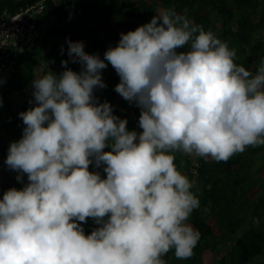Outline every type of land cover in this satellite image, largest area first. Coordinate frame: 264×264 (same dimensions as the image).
Instances as JSON below:
<instances>
[{
	"label": "clouds",
	"instance_id": "1",
	"mask_svg": "<svg viewBox=\"0 0 264 264\" xmlns=\"http://www.w3.org/2000/svg\"><path fill=\"white\" fill-rule=\"evenodd\" d=\"M68 45L81 71L68 61L58 76L38 68L35 106L19 114L22 138L5 164L28 183L0 199V264L190 258L200 233L187 222L199 200L175 153L227 161L264 145V59L254 71L238 65L226 42L172 9L121 33L103 59ZM105 61L120 77L115 91L140 108L142 132L94 95L106 87ZM89 218L98 227L85 234Z\"/></svg>",
	"mask_w": 264,
	"mask_h": 264
},
{
	"label": "trees",
	"instance_id": "2",
	"mask_svg": "<svg viewBox=\"0 0 264 264\" xmlns=\"http://www.w3.org/2000/svg\"><path fill=\"white\" fill-rule=\"evenodd\" d=\"M36 1L0 0V12H15ZM45 6L56 18L47 36L32 50L13 54L12 68L0 70V199L7 190H19L28 183L26 174L18 181L20 173L9 169L5 161L10 144L22 138L25 125L19 114L35 106L36 70L58 76L65 70L61 62L68 61V68L81 71V65L68 56V40L83 42L86 53L103 59L105 51L118 44L121 33L172 9L226 42L236 51L238 65L254 71L264 59V0H45ZM102 79L106 87L94 92L99 102H109L113 114L127 120L129 131L142 132L141 110L115 91L120 77L110 63L102 70ZM175 157L178 170L195 181L191 191L199 208L188 223L199 231L200 239L190 258L177 259L170 251L162 257L166 264H204V254L211 256V264H264V145L250 146L227 161L182 152ZM89 170L106 178L103 166L90 165ZM82 226L85 234L98 227L91 218Z\"/></svg>",
	"mask_w": 264,
	"mask_h": 264
},
{
	"label": "built area",
	"instance_id": "3",
	"mask_svg": "<svg viewBox=\"0 0 264 264\" xmlns=\"http://www.w3.org/2000/svg\"><path fill=\"white\" fill-rule=\"evenodd\" d=\"M55 15L46 11L45 0L23 6L15 12H0V70L13 66V54L32 50L47 36Z\"/></svg>",
	"mask_w": 264,
	"mask_h": 264
},
{
	"label": "rangeland",
	"instance_id": "4",
	"mask_svg": "<svg viewBox=\"0 0 264 264\" xmlns=\"http://www.w3.org/2000/svg\"><path fill=\"white\" fill-rule=\"evenodd\" d=\"M13 99H14V101L18 102V99L16 97ZM211 263H212L211 256L209 254H204V264H211Z\"/></svg>",
	"mask_w": 264,
	"mask_h": 264
}]
</instances>
